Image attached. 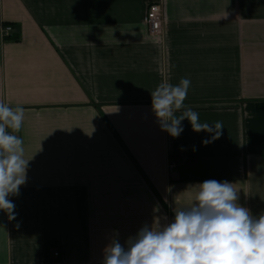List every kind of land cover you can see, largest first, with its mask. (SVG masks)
<instances>
[{"label": "crops", "instance_id": "1", "mask_svg": "<svg viewBox=\"0 0 264 264\" xmlns=\"http://www.w3.org/2000/svg\"><path fill=\"white\" fill-rule=\"evenodd\" d=\"M162 1L151 36L147 0H0V102L24 107L29 160L16 218L0 211V264H102L209 179L264 213V0ZM181 78L219 139L187 119L178 138L160 130L151 91Z\"/></svg>", "mask_w": 264, "mask_h": 264}, {"label": "clouds", "instance_id": "2", "mask_svg": "<svg viewBox=\"0 0 264 264\" xmlns=\"http://www.w3.org/2000/svg\"><path fill=\"white\" fill-rule=\"evenodd\" d=\"M191 81L164 80L151 91V110L161 131L178 138L185 119L194 132L211 134L204 145L219 139L223 124L200 122L199 113L184 102ZM25 109L0 102V211L16 218L10 199L27 182L22 129ZM183 150V149H182ZM188 207L175 208L164 225H143L125 244L113 239L102 264H264V213L254 216L238 203V190L224 180H205ZM19 222L16 227L19 228Z\"/></svg>", "mask_w": 264, "mask_h": 264}, {"label": "built area", "instance_id": "3", "mask_svg": "<svg viewBox=\"0 0 264 264\" xmlns=\"http://www.w3.org/2000/svg\"><path fill=\"white\" fill-rule=\"evenodd\" d=\"M144 22L147 26L148 33L151 36H159L162 32L164 13H163V1L162 0H147V12L144 17ZM11 25H5L3 27V34L5 37L12 31ZM175 168V163L169 164V170ZM59 253L54 250L53 256L57 257Z\"/></svg>", "mask_w": 264, "mask_h": 264}, {"label": "trees", "instance_id": "4", "mask_svg": "<svg viewBox=\"0 0 264 264\" xmlns=\"http://www.w3.org/2000/svg\"><path fill=\"white\" fill-rule=\"evenodd\" d=\"M12 39L17 40L18 36L14 35V36H12Z\"/></svg>", "mask_w": 264, "mask_h": 264}]
</instances>
